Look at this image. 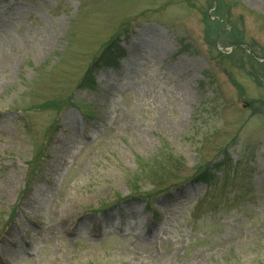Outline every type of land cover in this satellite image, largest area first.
I'll return each mask as SVG.
<instances>
[{"label":"rangeland","instance_id":"obj_1","mask_svg":"<svg viewBox=\"0 0 264 264\" xmlns=\"http://www.w3.org/2000/svg\"><path fill=\"white\" fill-rule=\"evenodd\" d=\"M0 256L264 264V0H0Z\"/></svg>","mask_w":264,"mask_h":264},{"label":"bare ground","instance_id":"obj_2","mask_svg":"<svg viewBox=\"0 0 264 264\" xmlns=\"http://www.w3.org/2000/svg\"><path fill=\"white\" fill-rule=\"evenodd\" d=\"M0 258H1V256H0Z\"/></svg>","mask_w":264,"mask_h":264}]
</instances>
